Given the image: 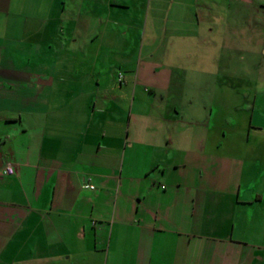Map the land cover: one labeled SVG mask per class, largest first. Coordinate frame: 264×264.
Listing matches in <instances>:
<instances>
[{
  "label": "crops",
  "instance_id": "obj_1",
  "mask_svg": "<svg viewBox=\"0 0 264 264\" xmlns=\"http://www.w3.org/2000/svg\"><path fill=\"white\" fill-rule=\"evenodd\" d=\"M222 1L0 0V264H264V88L195 74Z\"/></svg>",
  "mask_w": 264,
  "mask_h": 264
},
{
  "label": "rangeland",
  "instance_id": "obj_2",
  "mask_svg": "<svg viewBox=\"0 0 264 264\" xmlns=\"http://www.w3.org/2000/svg\"><path fill=\"white\" fill-rule=\"evenodd\" d=\"M212 1L214 5L212 6L210 15L215 16L224 9V4L222 0ZM239 3L235 0L231 1V9L228 12L230 16L227 17L228 22L226 21L229 30L233 31V38L229 37L221 45L217 41L216 49L218 52L214 55L219 66L216 69L215 64L212 71L218 73V76L216 74L209 77L207 74L195 73L199 80L198 86L201 89L197 85L196 88L199 91L201 90L202 95H209L210 92L213 94L230 95L235 100L236 107L244 106L247 103V98H250L252 95L261 94L264 88V53H259L260 49L258 47L264 40V36L262 35L264 29V0H255L251 4L244 3L243 5H239ZM167 9L170 11L167 10L168 13L173 15L171 23L174 26L183 23L181 16L176 15L179 11H183V9L186 12L190 11L183 5L172 3V0H170ZM204 14L205 12L203 11V17ZM213 21L218 25L221 24L218 18L215 20L213 17ZM145 50L146 43H144L143 53ZM103 54L104 56L112 57L116 55L111 52ZM161 55L160 53L156 54L157 61H162ZM189 73L186 77L190 76L189 78H192L193 75L191 73L189 75ZM105 75L107 76L108 74L105 73ZM187 90L189 91L190 88L187 87ZM243 95H247L248 97H244ZM237 112L236 109L232 110L230 116L236 118L239 114ZM212 120L214 121V118Z\"/></svg>",
  "mask_w": 264,
  "mask_h": 264
},
{
  "label": "built area",
  "instance_id": "obj_3",
  "mask_svg": "<svg viewBox=\"0 0 264 264\" xmlns=\"http://www.w3.org/2000/svg\"><path fill=\"white\" fill-rule=\"evenodd\" d=\"M122 80V74L118 73V81ZM15 172V167L11 163H5L0 167V176L11 175ZM81 187L93 189V185L89 182H83Z\"/></svg>",
  "mask_w": 264,
  "mask_h": 264
}]
</instances>
